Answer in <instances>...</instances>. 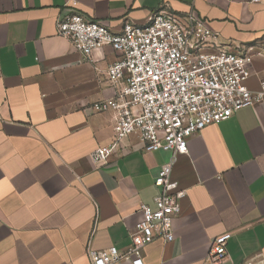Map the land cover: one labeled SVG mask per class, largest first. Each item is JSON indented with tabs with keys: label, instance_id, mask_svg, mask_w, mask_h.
I'll return each mask as SVG.
<instances>
[{
	"label": "crops",
	"instance_id": "0c3cea01",
	"mask_svg": "<svg viewBox=\"0 0 264 264\" xmlns=\"http://www.w3.org/2000/svg\"><path fill=\"white\" fill-rule=\"evenodd\" d=\"M161 5L191 10L228 50L264 41V0H0V264H90L93 251H125L140 204L154 205L168 150L146 151L131 133L108 161L91 156L113 140L114 112L94 104L115 92L106 71L118 53L105 45L85 57L56 19L73 9L117 32ZM252 67L255 90L264 56ZM171 179L185 191L174 237L146 245L143 264H211L223 233L218 264H264V105L190 135Z\"/></svg>",
	"mask_w": 264,
	"mask_h": 264
},
{
	"label": "built area",
	"instance_id": "2783aa9c",
	"mask_svg": "<svg viewBox=\"0 0 264 264\" xmlns=\"http://www.w3.org/2000/svg\"><path fill=\"white\" fill-rule=\"evenodd\" d=\"M56 31L85 57L105 45L118 53L106 71L115 92L94 104L96 110L114 112L113 140L97 147L93 160L108 161L131 133L139 135L146 151L170 152L154 178V205L140 204L142 216L128 233L125 251L110 246L90 253V264H115L122 258L143 264L146 245L158 237L173 240L171 221L180 212L185 191L171 179V171L178 154L186 151L188 137L240 108L264 105V77L255 90L246 84L254 57L264 56V41L228 50L191 10L177 13L166 5L152 11L144 25L125 21L117 32L72 9L57 17ZM230 237H213L211 264L227 258Z\"/></svg>",
	"mask_w": 264,
	"mask_h": 264
}]
</instances>
